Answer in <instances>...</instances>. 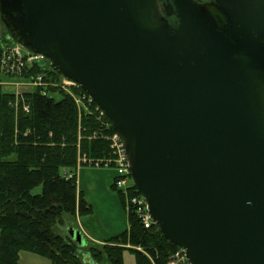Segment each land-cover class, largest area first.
<instances>
[{
    "label": "water",
    "instance_id": "obj_1",
    "mask_svg": "<svg viewBox=\"0 0 264 264\" xmlns=\"http://www.w3.org/2000/svg\"><path fill=\"white\" fill-rule=\"evenodd\" d=\"M157 1L0 0V20L103 110L191 264H264V0Z\"/></svg>",
    "mask_w": 264,
    "mask_h": 264
},
{
    "label": "trees",
    "instance_id": "obj_2",
    "mask_svg": "<svg viewBox=\"0 0 264 264\" xmlns=\"http://www.w3.org/2000/svg\"><path fill=\"white\" fill-rule=\"evenodd\" d=\"M46 60L54 78L60 76ZM46 91L34 87L23 93L28 112L9 105L13 93H0V264H22L21 250L46 257L49 264H99L103 258L123 264V250L135 253L136 264H165L178 246L157 224L145 228L132 210L126 211L128 228L100 245L82 248L56 232L57 226L91 210L78 193L75 170L109 156L107 137L114 130L102 126L95 103L79 112L65 92L54 87ZM82 157L85 163L79 162Z\"/></svg>",
    "mask_w": 264,
    "mask_h": 264
},
{
    "label": "built area",
    "instance_id": "obj_3",
    "mask_svg": "<svg viewBox=\"0 0 264 264\" xmlns=\"http://www.w3.org/2000/svg\"><path fill=\"white\" fill-rule=\"evenodd\" d=\"M5 41L0 45V65L4 73L20 78V82H16V86L22 87H38L42 94H46L47 87H54L62 92H65L73 100L77 110H87L95 103L92 97L87 94L80 85L74 80L60 75L54 78L50 64L46 58L39 54L26 49L24 46L14 41ZM24 48V50L22 49ZM35 69H40V72H34ZM28 90H19L14 92V98L9 102L10 106L28 112L29 104L26 102L23 93ZM95 111L99 113V118L103 127L111 126L109 119H103L106 116L103 110L95 103ZM107 117V116H106ZM112 127V126H111ZM109 139V156L104 160H97L90 165H110L114 166L117 172L113 180V186L121 190L123 193L124 205L126 211H134L140 218L143 226L149 228L156 224L148 211L147 203L144 197L138 192L132 183L131 173L128 161L125 155V148L119 135L113 131L108 137ZM79 162H86L84 157L79 158ZM71 177L72 174H65ZM132 187H134L132 192ZM156 264V263H153ZM165 264H191L186 257L184 250L178 246L168 257Z\"/></svg>",
    "mask_w": 264,
    "mask_h": 264
},
{
    "label": "rangeland",
    "instance_id": "obj_4",
    "mask_svg": "<svg viewBox=\"0 0 264 264\" xmlns=\"http://www.w3.org/2000/svg\"><path fill=\"white\" fill-rule=\"evenodd\" d=\"M5 41L11 42V39H9L8 32L0 20V45ZM22 49L24 50L23 47ZM20 81V78L4 73L0 65V93H14L19 90L33 89L32 87L16 86L15 83ZM75 174L78 193L90 205L91 210L81 213V215L78 214L76 220L70 222L71 228L64 230V226L63 228L57 226L56 232L77 242L75 233L77 231L81 233L82 228L96 237L104 239L125 231L128 228V219L123 204L124 199H121L117 189L111 187L117 174L115 167L80 164L75 170ZM39 190L40 188L37 187L34 192H39ZM92 242L84 236V243L82 245L78 243V245L82 248H88ZM86 250L84 249V251ZM122 260L123 264H136L135 253L130 250H123ZM19 261L22 264H49L50 262L48 258L26 250L19 251ZM99 264L109 263L103 258Z\"/></svg>",
    "mask_w": 264,
    "mask_h": 264
},
{
    "label": "crops",
    "instance_id": "obj_5",
    "mask_svg": "<svg viewBox=\"0 0 264 264\" xmlns=\"http://www.w3.org/2000/svg\"><path fill=\"white\" fill-rule=\"evenodd\" d=\"M64 173L66 174L67 172H64ZM75 176H76V174H75ZM123 204H124V202H123ZM63 226H64V230L68 229L69 227L71 228V226H69V224H67V223H63L60 227L63 228ZM81 230H82L81 234L83 235V237L85 236L87 239L92 240L93 241L92 243H94V244H102L103 243L102 240H104V238L96 237L91 232L89 233V232L85 231V229H83V228Z\"/></svg>",
    "mask_w": 264,
    "mask_h": 264
},
{
    "label": "flooded vegetation",
    "instance_id": "obj_6",
    "mask_svg": "<svg viewBox=\"0 0 264 264\" xmlns=\"http://www.w3.org/2000/svg\"><path fill=\"white\" fill-rule=\"evenodd\" d=\"M197 1L200 2V3H203V2H207V1H209V0H197ZM169 2H171V0H158V1H157V3H158V9H159L160 14H162V15L164 14V8H165V5H166L167 3H169ZM168 19H169L170 21H174V20H176V18H175L174 15L169 16Z\"/></svg>",
    "mask_w": 264,
    "mask_h": 264
}]
</instances>
